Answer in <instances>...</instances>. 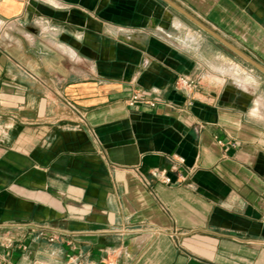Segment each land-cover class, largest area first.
<instances>
[{
  "label": "crops",
  "instance_id": "1",
  "mask_svg": "<svg viewBox=\"0 0 264 264\" xmlns=\"http://www.w3.org/2000/svg\"><path fill=\"white\" fill-rule=\"evenodd\" d=\"M170 1L264 66V0ZM0 22L14 264H264V73H205L219 41L167 0H0Z\"/></svg>",
  "mask_w": 264,
  "mask_h": 264
},
{
  "label": "built area",
  "instance_id": "2",
  "mask_svg": "<svg viewBox=\"0 0 264 264\" xmlns=\"http://www.w3.org/2000/svg\"><path fill=\"white\" fill-rule=\"evenodd\" d=\"M198 84V79L190 74L181 75L176 81V86L179 89L192 90L196 88ZM143 101L147 102L151 106L156 105L154 101L145 100L140 92H135L129 98L128 105L135 107L138 103ZM219 142L222 143L223 141L219 140ZM176 161L177 163L171 167V170L173 169L177 171L179 169V165L185 162V158L178 156ZM152 175L166 184H171L173 182L172 177L169 175L168 169H155L152 171ZM0 245L5 249L4 252L0 253V264H14L10 257L11 249L14 246V239L11 237V235H0ZM109 264H113V262H110Z\"/></svg>",
  "mask_w": 264,
  "mask_h": 264
},
{
  "label": "rangeland",
  "instance_id": "3",
  "mask_svg": "<svg viewBox=\"0 0 264 264\" xmlns=\"http://www.w3.org/2000/svg\"><path fill=\"white\" fill-rule=\"evenodd\" d=\"M208 36H211V35H208ZM208 40L211 43H206L205 48H204V51H205L206 57H207L205 60V62H206L205 73H208V75H211L212 78H214V75L217 76V74L215 72H213V69L218 70V71L220 69H224L225 67L228 66L230 59L239 63V64H243V65L247 66V62H245L244 59H242L240 56L236 55L229 48H227L226 46H224L223 44H221L219 42L213 43L214 42L213 39L209 38ZM210 78H208V76H207L206 78L202 79V84H203V82L208 83Z\"/></svg>",
  "mask_w": 264,
  "mask_h": 264
},
{
  "label": "water",
  "instance_id": "4",
  "mask_svg": "<svg viewBox=\"0 0 264 264\" xmlns=\"http://www.w3.org/2000/svg\"><path fill=\"white\" fill-rule=\"evenodd\" d=\"M172 6L177 8L183 15H185L188 19L196 23L198 26H200L203 30H205L207 33H209L211 36L216 38L219 42H221L223 45H225L227 48H229L231 51H233L236 55L240 56L242 59L253 65L255 68L260 70L262 73H264V66L254 60L251 56L246 54L244 51H242L240 48L229 42L227 39H225L223 36H221L219 33L205 25L203 22H201L199 19L194 17L192 14L181 8L180 6L176 5L170 0H167Z\"/></svg>",
  "mask_w": 264,
  "mask_h": 264
},
{
  "label": "bare ground",
  "instance_id": "5",
  "mask_svg": "<svg viewBox=\"0 0 264 264\" xmlns=\"http://www.w3.org/2000/svg\"><path fill=\"white\" fill-rule=\"evenodd\" d=\"M1 23V22H0ZM64 48V47H63ZM225 69V68H224ZM232 72V74H235V72L237 73V71L234 69V67H230L229 68V72ZM225 72V71H224ZM230 74V73H229ZM239 74V73H238ZM236 75V74H235ZM213 76V75H212ZM240 76V75H239ZM214 79L217 80V82H223L224 81V78L220 77V76H216L214 75ZM258 103V102H257ZM258 110V108H257Z\"/></svg>",
  "mask_w": 264,
  "mask_h": 264
}]
</instances>
